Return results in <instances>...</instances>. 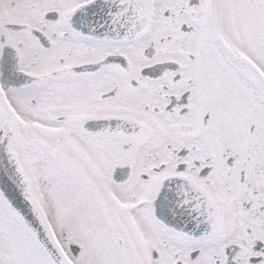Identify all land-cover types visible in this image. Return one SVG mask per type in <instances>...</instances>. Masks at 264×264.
<instances>
[{"label": "snow or ice", "instance_id": "obj_1", "mask_svg": "<svg viewBox=\"0 0 264 264\" xmlns=\"http://www.w3.org/2000/svg\"><path fill=\"white\" fill-rule=\"evenodd\" d=\"M0 264H264V0H0Z\"/></svg>", "mask_w": 264, "mask_h": 264}]
</instances>
